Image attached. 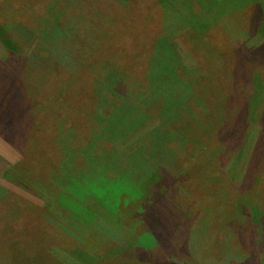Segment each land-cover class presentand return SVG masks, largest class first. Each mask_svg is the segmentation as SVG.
<instances>
[{"label":"rangeland","instance_id":"374dc122","mask_svg":"<svg viewBox=\"0 0 264 264\" xmlns=\"http://www.w3.org/2000/svg\"><path fill=\"white\" fill-rule=\"evenodd\" d=\"M6 1L0 26L13 45L0 42V113L9 110L0 121V264H63L62 255L141 264L130 245L152 242L136 234L145 225L158 238L147 264H264V0ZM169 26L168 74L190 89L162 122L152 98L130 107L150 88L159 94L151 84L162 72L151 75V65ZM38 94L25 136L9 137L3 128ZM166 99L172 105L173 94ZM125 189L145 202L122 211V200L136 199ZM228 203L241 217L228 219L241 227L230 262L217 230ZM30 204L41 209L31 215ZM142 205L162 222L138 215ZM60 206L83 215L73 211L72 222ZM29 221L48 249L36 250L37 263L35 251L12 248V228L1 229ZM188 239L205 255L185 254Z\"/></svg>","mask_w":264,"mask_h":264},{"label":"trees","instance_id":"16d2710c","mask_svg":"<svg viewBox=\"0 0 264 264\" xmlns=\"http://www.w3.org/2000/svg\"><path fill=\"white\" fill-rule=\"evenodd\" d=\"M5 2H7V1L4 0V3ZM4 3L0 2V5H2ZM171 28L172 27L169 26L168 30L166 32H164V35L162 36V39L160 41L161 44L158 45L157 50L155 52L156 55H155L154 58L157 57L156 58L157 62L155 64L151 65V71H152L151 75L153 73H155L156 71H161L162 72V77L157 78V79L156 78L152 79V84H151V85H153V84L156 85L157 84V86H158L157 89H158L159 94L156 93V95H161V97L160 98L156 97V95H154V90L155 89L153 88L151 90V88L149 87L150 89L149 88L148 89L150 90V93H148L147 95H145V94L139 95V97L137 98L138 102L135 105L133 104L132 108L130 107V109H132L134 111V109H135L134 106L139 108V107H141L140 104L143 105V101H147V99H151L152 98L153 101H154L153 103H155V105H156V103H160L159 106H161V110L159 111V115H160V118H161L162 122H164L168 117H171V115H168V113L169 114L171 113L170 112L171 108L172 109L174 108L176 110L177 103L181 99L179 97V92H181V91L183 92L184 91V92L188 93V91H189L188 89H190V88L184 86L183 82L180 81L179 78H171L170 74H168V73H170L171 63L173 64L176 61V59L173 56V52L171 51V48H172V45H173L172 44L173 43L172 40L174 39V34L172 36H167V35H170L172 31H174L173 30L174 27L172 28V30H171ZM175 32H177V31H175ZM52 34H53V31H52ZM192 34H193L192 35V39L196 40L197 39V35H195L194 33H192ZM164 40H166V41H164ZM0 42H1L2 46L5 47L6 49L13 45L12 40L7 37L5 30L1 26H0ZM198 43H199V41H196L195 45H197ZM158 58H160V60H158ZM172 68H174L173 65H172ZM171 94H173V99H174V101L171 102L172 105H170L169 101L166 99L168 97V95H171ZM39 95L40 94H38V98L35 100V102H29V104L21 112L22 114H21L20 120L17 119L16 122H14L9 127L3 128V130H5V131L7 130L6 134L9 137L15 139V137L21 138V137L25 136V131L27 129L25 127V124H23L24 122L22 123V120L25 119V117H26L25 114H28V112H30V110L33 109L34 106H36V103L39 100ZM8 112H9V110L5 109L3 111V113H0V121H2L3 118L4 119L6 118ZM152 130H157V127L153 128ZM86 176L87 175L84 176V179L86 178ZM79 180H80V178H79ZM243 181L244 182H243L242 186H240L241 192L240 193L238 192V194H241V193H243L242 191L246 190V181L245 180H243ZM180 187L182 189L186 188L185 185H181ZM133 191L134 192H131L130 190H127V189L122 190V195H124V198H126V195H130L129 196L130 198H136V199H131L133 201H131L132 203L129 206H123V204L125 202L122 200V211H123V209H124V211H125V209H127L129 211V209H133L135 207L137 209L138 204L140 206L141 203H142V200L144 201V195L143 196H139L140 192L138 193V191H136V190H133ZM146 199H148V198H146ZM101 204H102L103 207H105L106 203L104 204V202H103ZM228 204L230 205V203H228ZM28 206L29 207H27V209L28 208L31 209L30 210L31 215L36 213V211L38 209H41V207H39L37 205H34V204L33 205L30 204ZM141 207H142V209L138 212V215L141 214V213L142 214L146 213V218H147L148 213H147V210L145 208V205H142ZM230 207H231L230 209L228 207V212L226 214H224L223 217H222V215H220V217L225 219V221L223 222L222 220H220L221 224L218 226V229H217L218 233H219L218 235L220 237H222V239H224V241H225V244L228 245L227 249H226V258L228 259L229 262H230V260H229L230 256L233 255V250H232L231 247L233 246L234 237H235V235L237 236L238 234H241L240 232H237V229L241 228V227H239V223L232 225L233 222H229L228 221V219L230 217H233V216L236 217L235 218L236 221L241 219V217H239L240 216L239 210L237 209V207L235 205L234 206L230 205ZM46 208H52L51 204L49 205V203H47L46 204ZM60 208L61 209L63 208L64 210H68L69 212L71 211V215L70 214L69 215H70V220L72 222H73V220L71 219V217L76 215L74 212H77L78 214L83 215V213L78 212L75 208L74 209H71V208L68 209L67 207H64V206H60ZM144 208H145V210H144ZM99 209H100V212H98L97 214H98L99 217L103 218L105 215H103L102 213L103 212L106 213V211L102 210L100 207H99ZM215 209H217V208H215ZM138 210H139V208H138ZM141 211H144V212H141ZM214 212H215V210H214ZM144 216L145 215H143V217ZM150 218H154L153 220H158L159 218H161V221L160 220H158V221L162 222L161 214H159V213H157L155 211L151 212V214L147 218V220L150 219ZM213 218H214V216H213ZM218 221H219V219L216 221V223H218ZM163 222H164V226L166 228H167V226H172V223H173L172 222L171 225L170 224L168 225V223H167L168 221L164 220V218H163ZM227 222H229V223H227ZM204 223H205V221H204ZM10 224L12 225V227L10 226ZM22 225H23L22 222L15 223V225H14L13 222H9V224L7 226H5L4 228L2 227L1 229H5V228H8V227L12 228L11 230L9 229L11 231L10 235H13L12 238H10V240L13 241V240H16V238H17V241L13 243V247L12 248L17 249L16 252H17L18 255H21L22 250H25V251L30 250L29 252L35 251L37 253L36 257L33 258L30 255L29 258H30V260L32 262L37 263L39 261L38 257H40V255H39V252H37L36 250L40 251V250H42V248H43V250H45L47 248L45 247V245H43V243L41 241V234L39 235V233H38L39 228H37V226H35L33 221L26 222L25 228ZM248 225H249V223H248ZM165 227H164V230H165ZM224 228L226 229L225 232H223ZM244 228L246 229V225L244 226ZM170 231L171 230H167V232H165L166 233V237L170 233ZM196 231L198 232L199 230L196 229ZM13 232H14V234H13ZM140 233L141 234L142 233L146 234L147 237H150L152 242L149 243V245L147 247L143 243H141V244H139V243L131 244L130 245V248H131L130 250H132L133 252L138 251L139 258L142 261L141 264H147L148 260L147 259H143V256L146 255V254H150L151 251H148L147 249H150V247H154L157 244V242H158L157 233L148 232V228H147L146 225H145V229L144 228L141 229V231H138L136 234H140ZM38 235H39V237H38ZM59 235H60V233H59ZM62 235H63V233H62ZM190 235H192V233ZM190 235H189V237L192 238L193 235L192 236H190ZM170 236H171V234H170ZM192 241L193 240L188 239L187 242H185L181 246V250L184 251L185 254H187V255L188 254L189 255H196L195 252H198V254H202V256H204L205 254H204V252L202 253V251L200 250V246L199 245H195L196 243H192ZM163 244H164V241H163L162 245ZM167 246H169V242H168ZM170 249H171V247H170ZM79 250L80 249L71 250V251H73L71 254L75 255ZM80 253H83V251L82 252L80 251ZM79 255H81V254H79ZM63 256H65V255H62L61 257L59 256L60 257L59 258L60 263L71 264L70 260H68V257L63 258ZM42 257H43V254H42ZM76 257L78 258V255ZM133 258L130 259V262H129L130 264H140V263L133 262V260L134 261L136 260L135 258L134 259ZM40 261H41V259H40ZM156 264H175V263H173V261H171V260H168V261L165 260V259L163 260V258H162V259L156 260Z\"/></svg>","mask_w":264,"mask_h":264}]
</instances>
